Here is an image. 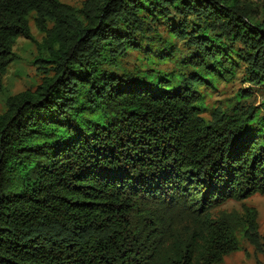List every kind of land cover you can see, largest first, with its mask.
<instances>
[{
    "label": "trees",
    "instance_id": "16d2710c",
    "mask_svg": "<svg viewBox=\"0 0 264 264\" xmlns=\"http://www.w3.org/2000/svg\"><path fill=\"white\" fill-rule=\"evenodd\" d=\"M31 13L45 76L0 114V264H220L238 235L256 244V210L218 208L264 196V102L238 92L206 120L198 87L232 81L239 60L264 87L259 7L0 0V90ZM175 42L187 55L152 67ZM130 52L144 70L122 67Z\"/></svg>",
    "mask_w": 264,
    "mask_h": 264
},
{
    "label": "rangeland",
    "instance_id": "374dc122",
    "mask_svg": "<svg viewBox=\"0 0 264 264\" xmlns=\"http://www.w3.org/2000/svg\"><path fill=\"white\" fill-rule=\"evenodd\" d=\"M61 3L81 7L85 0H59ZM257 5L264 13V0H245ZM33 13L30 14L28 25L32 39L27 40L23 37L17 38L13 47V52L16 56L7 68L5 74L1 78L2 90H0V114L5 109V100L12 95H16L26 90H34L45 76L42 69H39L38 64H34L35 59L39 55L36 43H40L43 35L37 31L33 22ZM159 32L167 37L164 27H159ZM177 51L173 54L170 62L157 63L152 67L170 72L174 69V61L181 60L187 55L186 47L182 43L175 42ZM144 56L138 52H130L125 57L121 65L126 70L134 71L142 69L147 65L146 60H142ZM156 62V61H155ZM238 65H234V77L230 82H216L214 86L206 85L199 86L198 91L204 95L205 109L202 111V116L209 120L211 112L215 108L228 110L237 104L236 95L238 92L248 93L246 99L241 100L239 105L257 106L264 102V87L251 84L245 80V64L242 61H237ZM242 207L253 208L257 212L258 224V239L257 243L242 238L238 235L239 250L225 256L220 264H264V196L254 195L242 202L228 201L226 204L218 208L220 211L241 212Z\"/></svg>",
    "mask_w": 264,
    "mask_h": 264
}]
</instances>
